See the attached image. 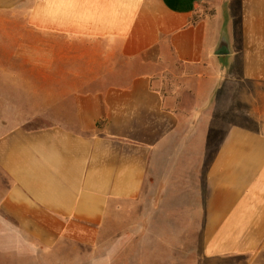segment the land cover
I'll return each mask as SVG.
<instances>
[{
	"label": "crops",
	"instance_id": "obj_1",
	"mask_svg": "<svg viewBox=\"0 0 264 264\" xmlns=\"http://www.w3.org/2000/svg\"><path fill=\"white\" fill-rule=\"evenodd\" d=\"M0 31L2 221L52 247L158 166L202 183L208 261L264 264V0H0Z\"/></svg>",
	"mask_w": 264,
	"mask_h": 264
},
{
	"label": "rangeland",
	"instance_id": "obj_2",
	"mask_svg": "<svg viewBox=\"0 0 264 264\" xmlns=\"http://www.w3.org/2000/svg\"><path fill=\"white\" fill-rule=\"evenodd\" d=\"M154 171L133 203L112 209L98 227L74 226L52 247L0 219V264H238L204 257L202 183L196 200V184L160 182Z\"/></svg>",
	"mask_w": 264,
	"mask_h": 264
},
{
	"label": "water",
	"instance_id": "obj_3",
	"mask_svg": "<svg viewBox=\"0 0 264 264\" xmlns=\"http://www.w3.org/2000/svg\"><path fill=\"white\" fill-rule=\"evenodd\" d=\"M228 53V48L226 46V43L224 41H221L217 47L216 54H226Z\"/></svg>",
	"mask_w": 264,
	"mask_h": 264
}]
</instances>
